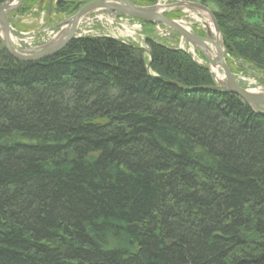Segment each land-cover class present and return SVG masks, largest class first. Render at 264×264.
Wrapping results in <instances>:
<instances>
[{
  "label": "trees",
  "instance_id": "trees-1",
  "mask_svg": "<svg viewBox=\"0 0 264 264\" xmlns=\"http://www.w3.org/2000/svg\"><path fill=\"white\" fill-rule=\"evenodd\" d=\"M195 1L264 69V0ZM148 45L150 63L111 36L21 61L0 41V264H264V115Z\"/></svg>",
  "mask_w": 264,
  "mask_h": 264
},
{
  "label": "rangeland",
  "instance_id": "rangeland-1",
  "mask_svg": "<svg viewBox=\"0 0 264 264\" xmlns=\"http://www.w3.org/2000/svg\"><path fill=\"white\" fill-rule=\"evenodd\" d=\"M56 1L52 0L49 6L50 0L43 1L42 4H40L41 2L32 3L29 0H22L19 7L8 12L11 25L10 34L13 39L12 45L17 50L23 52L34 51L56 38L62 29L67 27L69 18L91 0H69L70 3L72 2L69 7L70 9L65 11L56 8ZM136 1V4H142L141 0ZM176 1L184 0H160L157 3L168 4ZM192 2L200 3L195 0H192ZM204 7L210 10V12H212L211 9H215V6L212 4L209 6L204 5ZM165 14L188 27L193 33L201 36H208V34L216 35L214 23L206 9L181 5L168 9L165 11ZM259 16L264 20V12H260ZM221 35L220 31L219 39L224 49L226 62L238 83L242 87L252 91H263L264 69L255 67L230 55L226 51ZM77 36H111L126 43L140 46L145 50L148 63H150L148 39L170 47L182 48L188 51L199 64L209 67L218 86L226 83L222 68V77L218 78L213 71L214 66L208 62L205 55L198 48L191 45L178 32L159 22L145 23L143 20L116 11L98 9L82 17L77 28ZM208 47L209 54L212 57H216V54H212L215 47L212 45H208Z\"/></svg>",
  "mask_w": 264,
  "mask_h": 264
},
{
  "label": "water",
  "instance_id": "water-1",
  "mask_svg": "<svg viewBox=\"0 0 264 264\" xmlns=\"http://www.w3.org/2000/svg\"><path fill=\"white\" fill-rule=\"evenodd\" d=\"M51 2L52 0H50V3ZM21 3L22 0H15V2L14 0H6L4 2H0V41L4 48L18 60L39 61L54 56L76 36L78 24L85 14L96 9L116 11L139 20L162 23L178 32L191 45L198 48L205 55L206 59L212 66L222 68L224 78L226 80L225 84L220 85V88L223 91L237 94L256 111L264 115V90L261 92L252 91L242 87L238 83L226 62L224 49L219 39L220 28L217 20L214 14L205 8L201 3L198 4L192 1L184 0L168 3L166 5L160 3L139 5L132 2V0H91L85 3L75 12L74 15L69 18L67 21V27H65V29H63L56 38L47 42L37 50L25 52L17 50L10 42L9 37L11 25L8 12L19 7ZM181 5L206 9L214 23L216 35L213 36L208 34V36H201L193 33L188 27L165 14V11L168 9ZM208 45L215 47L216 57H212L209 54Z\"/></svg>",
  "mask_w": 264,
  "mask_h": 264
},
{
  "label": "bare ground",
  "instance_id": "bare-ground-1",
  "mask_svg": "<svg viewBox=\"0 0 264 264\" xmlns=\"http://www.w3.org/2000/svg\"><path fill=\"white\" fill-rule=\"evenodd\" d=\"M163 5H166V4H163ZM164 7V6H163ZM96 10H98V9H96ZM10 42L12 43L13 42V39H12V36H11V34H10ZM214 49V48H213ZM212 54H216V51L214 50V53H212ZM213 71L216 73V75H217V77L218 78H220V77H222V70H221V67H218V66H215L214 68H213Z\"/></svg>",
  "mask_w": 264,
  "mask_h": 264
},
{
  "label": "flooded vegetation",
  "instance_id": "flooded-vegetation-1",
  "mask_svg": "<svg viewBox=\"0 0 264 264\" xmlns=\"http://www.w3.org/2000/svg\"><path fill=\"white\" fill-rule=\"evenodd\" d=\"M51 5V3L49 2V6Z\"/></svg>",
  "mask_w": 264,
  "mask_h": 264
}]
</instances>
